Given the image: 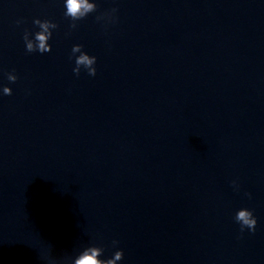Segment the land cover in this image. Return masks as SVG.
<instances>
[{
	"label": "water",
	"instance_id": "1",
	"mask_svg": "<svg viewBox=\"0 0 264 264\" xmlns=\"http://www.w3.org/2000/svg\"><path fill=\"white\" fill-rule=\"evenodd\" d=\"M92 2L0 0V264H264V0Z\"/></svg>",
	"mask_w": 264,
	"mask_h": 264
},
{
	"label": "clouds",
	"instance_id": "2",
	"mask_svg": "<svg viewBox=\"0 0 264 264\" xmlns=\"http://www.w3.org/2000/svg\"><path fill=\"white\" fill-rule=\"evenodd\" d=\"M66 12L65 16L71 18L73 23L71 24V28L75 29L77 27L76 21L82 20L87 17L90 13L97 11V4L92 2V0H66L65 3ZM118 9L113 8L110 13L103 14L97 17V20H104L107 19L109 23L116 22L117 17H115V13ZM18 23H20L18 21ZM33 23L39 26L40 31L33 34L30 31L24 32V42L26 45V51L28 53L33 52H40L49 53L52 51V45L49 43V40L52 38L53 29L58 28V25L51 21V20H41L35 19ZM76 56L75 59V67L73 72L79 76L81 73V69H85L89 76L95 77L97 74V57L93 55H89L87 52L83 51V45L76 44L72 48V54ZM18 77L13 74H8V80L11 82H16ZM4 95H12V88L11 87H4L3 88ZM233 184L236 185V182L233 181ZM249 197H251V193H246ZM235 220L241 226V232L244 229H248L251 232L256 231L258 220L254 216L253 211L247 208L240 209L236 216ZM119 241H113V245L118 244ZM104 249L98 246H91L85 248L77 258H75L73 264H117L118 261H121L124 257V252L122 250L116 251L114 256L109 259H101L100 257L103 255ZM45 259L49 260V264H59L58 261L51 259L47 254L44 255ZM64 264H67L65 260Z\"/></svg>",
	"mask_w": 264,
	"mask_h": 264
}]
</instances>
